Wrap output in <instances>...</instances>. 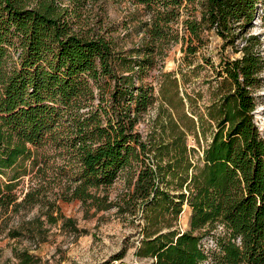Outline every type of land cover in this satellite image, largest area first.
<instances>
[{
  "label": "trees",
  "instance_id": "1",
  "mask_svg": "<svg viewBox=\"0 0 264 264\" xmlns=\"http://www.w3.org/2000/svg\"><path fill=\"white\" fill-rule=\"evenodd\" d=\"M64 1L0 0L2 222L38 209L29 224H57L59 201L104 209L99 191L123 175V210L143 213L146 222L138 257L151 264H264V136L254 113L264 55L260 37L249 35L264 0H118L146 18L143 42L125 50L96 29L77 32L73 17L88 0H71L74 9ZM210 33L223 51L241 54L220 60L222 93L204 114L174 116L163 88L161 107L168 109L144 137L137 126L156 101L143 82L147 69L176 45L185 60L195 57ZM208 133L196 157L188 134L200 145ZM59 161L63 167L54 168ZM185 205L191 218L181 231L174 222ZM210 236L214 245L205 247Z\"/></svg>",
  "mask_w": 264,
  "mask_h": 264
},
{
  "label": "rangeland",
  "instance_id": "2",
  "mask_svg": "<svg viewBox=\"0 0 264 264\" xmlns=\"http://www.w3.org/2000/svg\"><path fill=\"white\" fill-rule=\"evenodd\" d=\"M64 5L74 9L71 0ZM78 17H73L74 29L90 32L92 29L114 38L119 50L130 49L139 45L145 38L140 26L145 17L139 7L126 1L88 0ZM249 35H258L262 42L264 55V12L260 8ZM208 44L195 57L185 60L181 45L174 46L163 62H156L147 69L143 78L146 86L153 88L156 101L139 121L137 129L144 137L155 127L157 117L164 116L168 108L161 107L162 94L165 88L177 110L169 112L206 113L218 97L221 90V58H238L240 53H233L231 48L222 50V41L213 33L207 35ZM166 74H173L166 78ZM264 80V72L262 73ZM176 80V82H175ZM96 103L99 100V89L96 87ZM257 107L255 121L264 136V84L255 94ZM201 136L200 145L193 134H188V145L201 154L202 147L210 139ZM60 161L54 168H62ZM50 177L56 175L50 171ZM28 179L24 192L28 189ZM128 191L126 179L122 175L117 182L106 190H100V197L106 200L104 209L88 208L79 201L58 203L60 220L51 224L46 219L33 223L38 209L12 214L3 222L0 219V264H151L150 258L137 256L138 248L144 238L146 225L143 213L133 216L123 210V200ZM21 191L19 192V195ZM23 197V195H21ZM191 210L184 206V211L174 222V228L186 231L189 228ZM70 221V222H69ZM39 227V228H37ZM22 230L18 237H10V230ZM38 229V230H36ZM212 236L204 239L205 247L214 244ZM123 258L116 260L118 257Z\"/></svg>",
  "mask_w": 264,
  "mask_h": 264
}]
</instances>
